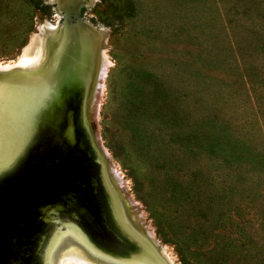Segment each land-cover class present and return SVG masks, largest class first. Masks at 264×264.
Returning a JSON list of instances; mask_svg holds the SVG:
<instances>
[{"label":"rangeland","instance_id":"obj_1","mask_svg":"<svg viewBox=\"0 0 264 264\" xmlns=\"http://www.w3.org/2000/svg\"><path fill=\"white\" fill-rule=\"evenodd\" d=\"M32 1L0 0V66L36 63L42 30L62 24L69 5L103 37L96 101L88 92L84 115L107 179L134 226L158 242L173 264H264V168L248 164L264 155V0H63L66 6L59 8L53 0H40L51 15ZM138 73L153 82L141 76L148 81L141 96L150 113L169 108L164 120L171 129L150 126L149 136L156 138L146 152L126 114V93ZM191 111L193 122L207 120L225 143L235 144L233 153L242 150L245 157L229 165L220 156L187 155L178 138ZM153 119L163 120L154 114ZM164 157L177 163L176 177L196 171L209 181L221 200L220 210L212 206L219 211L215 222H195L187 210L165 203ZM131 176L139 183L138 195ZM74 257L61 256L66 264H80Z\"/></svg>","mask_w":264,"mask_h":264},{"label":"bare ground","instance_id":"obj_2","mask_svg":"<svg viewBox=\"0 0 264 264\" xmlns=\"http://www.w3.org/2000/svg\"><path fill=\"white\" fill-rule=\"evenodd\" d=\"M73 9V5L67 8ZM56 26L42 30L41 56L36 63L0 67H23L28 71L38 67L46 49V35ZM83 31L93 63L87 95L94 102L103 37H97L86 25ZM76 95L70 93L64 98L63 111L49 126L40 145L29 157L21 156L16 171L0 182V264H57L63 253L74 255L78 261L71 262L80 264H173L145 230L140 234L145 245H138L130 239L128 228L124 231L120 227L114 215L115 203L111 205L104 182L103 165L96 157L100 148L86 112V125L80 112L77 122H73L76 105L80 104ZM61 226L66 227L65 231H59ZM62 261L66 264V260Z\"/></svg>","mask_w":264,"mask_h":264},{"label":"water","instance_id":"obj_3","mask_svg":"<svg viewBox=\"0 0 264 264\" xmlns=\"http://www.w3.org/2000/svg\"><path fill=\"white\" fill-rule=\"evenodd\" d=\"M62 1H54L57 8ZM83 28L78 10L72 13L65 10L63 23L46 35L43 45L46 49L38 67L29 71L23 67H0V182L16 171L21 156L29 157L40 145L49 126L59 118L64 98L70 93H77L76 97L80 98L73 122H77L80 114L85 121L84 101L92 80L93 63ZM96 157L102 164L97 152ZM103 178L111 205L115 203L114 215L120 227L124 231L128 228L130 239L138 245H145L141 232L113 192L104 167Z\"/></svg>","mask_w":264,"mask_h":264},{"label":"trees","instance_id":"obj_4","mask_svg":"<svg viewBox=\"0 0 264 264\" xmlns=\"http://www.w3.org/2000/svg\"><path fill=\"white\" fill-rule=\"evenodd\" d=\"M32 6L38 10L40 13L44 15H51L49 7L44 5L40 0L32 1ZM127 16L132 11V7L130 4L127 5ZM147 75L146 73H138L136 75L135 83H132L133 89L128 90L126 93V101H127V119L128 125L130 126L131 132L137 137L138 144L141 146L144 152L151 150L154 140L156 137L151 138L149 136L150 126L154 127V124H162L164 129H171L169 124H165V112L168 113V107L163 111L162 109H155L154 113H150L148 110V103L145 101L143 94V87L147 89V79L142 78L141 76ZM150 79V83H153L151 80V76L147 75ZM157 88V86H156ZM158 89V88H157ZM159 90V89H158ZM160 94V93H159ZM157 92L152 94V97H156ZM160 101L165 102L166 99L160 95ZM164 112V114H163ZM192 111L186 115V132L182 134L181 137L178 138L184 148L186 149L187 155H190L194 158L196 154L199 152L210 156L209 158H214L220 156L224 159V162H227L229 165L237 164L242 158L245 157V154L242 150H239L238 153L234 152V143L227 144L225 141L214 131L213 127L207 120L193 122L191 119ZM160 116L163 120H155L151 121V115ZM159 126V125H156ZM205 130V131H204ZM148 149V150H147ZM112 153L114 151L111 149ZM263 160L258 161L256 158H251L252 168H264V155ZM232 160V162H231ZM160 164L162 165V170L165 173H168V194L165 199V203H169L171 207L175 208L176 211L179 209L187 210L194 218L195 222L199 221L204 224H212L216 221L217 213L216 211L212 212V206L215 204L218 205V210H220L221 200L217 199V195L211 190V184L209 181H206L203 178L199 177V173L196 171H191V175H189L186 179L178 178L173 172V169L177 166L175 161H171L166 157L161 158ZM133 185H134V193L138 195L140 193L139 183L136 181L135 177L131 176ZM207 192L203 193V191ZM152 214V218L157 220V215L153 211H150ZM218 222V221H217ZM197 224V223H196ZM198 227V226H197ZM176 244V243H174ZM177 247V244H176ZM178 247V251H179Z\"/></svg>","mask_w":264,"mask_h":264}]
</instances>
